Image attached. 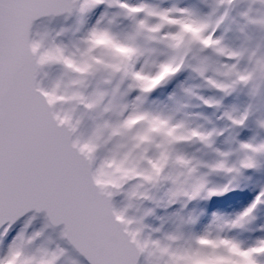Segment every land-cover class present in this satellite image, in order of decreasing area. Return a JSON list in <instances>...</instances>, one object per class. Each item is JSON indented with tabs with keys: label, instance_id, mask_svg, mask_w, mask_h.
Returning <instances> with one entry per match:
<instances>
[{
	"label": "snow or ice",
	"instance_id": "6c2138e0",
	"mask_svg": "<svg viewBox=\"0 0 264 264\" xmlns=\"http://www.w3.org/2000/svg\"><path fill=\"white\" fill-rule=\"evenodd\" d=\"M261 133L264 0H0V264H264ZM242 181L239 214L183 211Z\"/></svg>",
	"mask_w": 264,
	"mask_h": 264
},
{
	"label": "rangeland",
	"instance_id": "374dc122",
	"mask_svg": "<svg viewBox=\"0 0 264 264\" xmlns=\"http://www.w3.org/2000/svg\"><path fill=\"white\" fill-rule=\"evenodd\" d=\"M150 2L153 3H158L160 0H150ZM171 3H177L180 6H191L199 3V0H166V5L171 4ZM246 6V2L244 5L241 7ZM99 15V11L91 14V19L89 23H94L97 16ZM235 15V13H233ZM80 27L78 24L76 18L74 17L73 20L66 24H55L51 27H47L48 30L53 31L55 33L56 31H60L63 28L68 29V31L64 34L61 39H64L65 41H71L72 39L75 38L77 35L76 29ZM45 27H41V30H44ZM257 38H259V33H257ZM184 76L181 75L180 77L177 78V80H174L171 84L157 90L153 94V98H158L159 100H164L175 88L176 85L184 80ZM245 102V97L243 95L237 97H229L228 100L225 102L226 104H240L243 105ZM193 111H203L207 113L213 120H215V116L212 115V110L211 109H206V108H198V109H193ZM253 131H255L253 129ZM252 133L250 132H245L241 136V139H247ZM261 138H264V133L260 134ZM260 191V186L258 184H254L251 182L247 181H242L240 183V186L231 194H228L222 198H213L211 200H198V201H193V204L189 207L190 203L188 204V207L186 210H183L185 213L187 212H193L197 216L200 217L199 225L203 226L204 224H207L212 216V213H218V214H226V215H231L235 216L236 214H239L242 212L246 207L249 206V204L254 200L255 196L259 193ZM162 195V194H161ZM158 214L161 216H169L170 214L174 212H179L181 211L180 206L174 205L171 208H161L158 209ZM150 224H158L159 221L156 219H150L148 221ZM257 224H264V208H261L259 213H258V220ZM23 224H20L16 226L13 229V234L15 231L19 230ZM42 227L39 223H34L32 224L28 231H34V230H40ZM54 239V237H52ZM58 242V241H57ZM74 260L71 256L68 254L62 259L61 264H71V261Z\"/></svg>",
	"mask_w": 264,
	"mask_h": 264
},
{
	"label": "water",
	"instance_id": "95a60500",
	"mask_svg": "<svg viewBox=\"0 0 264 264\" xmlns=\"http://www.w3.org/2000/svg\"><path fill=\"white\" fill-rule=\"evenodd\" d=\"M74 18V17H73ZM73 18H69V19H65L64 17H57V18H54V19H51V20H46L44 22V25L42 27H51L55 24H66L68 22H70ZM33 215V213H28L25 217H21L20 220L17 222V224L19 223H25L26 220L28 219L29 216ZM41 222L42 225L44 226L45 224V218H44V215L41 213V214H38L37 215V218L32 222ZM16 224V225H17ZM15 226V225H14ZM50 235L52 236H55L56 237V234L55 233H52L51 230H49L48 232ZM62 243V245L68 250L67 252L75 259V260H79L81 261L82 264H88V262L84 259V257L80 256L72 247L71 245L67 244L66 242H63V241H60Z\"/></svg>",
	"mask_w": 264,
	"mask_h": 264
},
{
	"label": "trees",
	"instance_id": "16d2710c",
	"mask_svg": "<svg viewBox=\"0 0 264 264\" xmlns=\"http://www.w3.org/2000/svg\"><path fill=\"white\" fill-rule=\"evenodd\" d=\"M192 204H193V203H192ZM192 204H191V205H192ZM191 205H190V206H191Z\"/></svg>",
	"mask_w": 264,
	"mask_h": 264
}]
</instances>
